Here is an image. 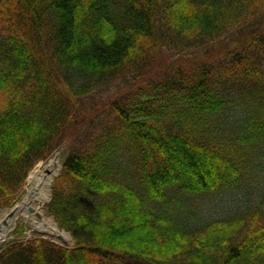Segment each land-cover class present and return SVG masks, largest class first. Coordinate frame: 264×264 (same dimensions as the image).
I'll return each mask as SVG.
<instances>
[{
	"label": "trees",
	"instance_id": "obj_1",
	"mask_svg": "<svg viewBox=\"0 0 264 264\" xmlns=\"http://www.w3.org/2000/svg\"><path fill=\"white\" fill-rule=\"evenodd\" d=\"M63 145L0 264H264V0H0V211Z\"/></svg>",
	"mask_w": 264,
	"mask_h": 264
},
{
	"label": "bare ground",
	"instance_id": "obj_2",
	"mask_svg": "<svg viewBox=\"0 0 264 264\" xmlns=\"http://www.w3.org/2000/svg\"><path fill=\"white\" fill-rule=\"evenodd\" d=\"M60 165L57 155L44 165L38 164L30 172L24 199L14 207L13 215L6 220V224L2 222L4 216L0 218V242L3 238L10 236L11 225L21 218L38 230H45L47 235L55 237L61 234L52 217H43V211L51 196L52 183ZM61 235L67 239L65 233Z\"/></svg>",
	"mask_w": 264,
	"mask_h": 264
},
{
	"label": "rangeland",
	"instance_id": "obj_3",
	"mask_svg": "<svg viewBox=\"0 0 264 264\" xmlns=\"http://www.w3.org/2000/svg\"><path fill=\"white\" fill-rule=\"evenodd\" d=\"M57 152H58V151H57ZM57 152H55V153H54L53 155H51L49 158L37 162V163L35 164V166H37L38 164H42V165L46 164L50 159H52V158L55 157V154H56ZM67 153H68V150L65 149V150H63V151L61 152L60 155H58V156H59V162H60L61 164H62L63 161L65 160V158H66V156H67ZM35 166H34V167H35ZM34 167H33V168H34ZM61 168H62V167H61ZM32 170H33V169H32ZM32 170H31V171H32ZM60 170H61V169H60ZM31 171H30V172H31ZM30 172L28 173V175H27V177H26L25 184H24L23 187L21 188V190H20V192H19V194H18L19 197H18V199H17V201L15 202L14 205H17L18 203H21V201L24 199L25 188L28 186V177H29ZM51 189H52V188H51ZM10 211H11V208H5V209H2V210L0 211V218H2L5 214L9 213ZM43 217H44V218L52 217L53 220H54V222H55L54 217L51 216V215H48V214L46 213V210H45V209H44V211H43ZM21 224L24 225V227H23V230H24V231H23V234H22L21 236H18V235L16 234V232H14L13 235H12V238H11V239H16L17 242H24V241H26V240H28V239H31L32 237L36 236V235H34L33 232H32V228L34 227L33 225H30V223H26V222L24 221L23 218H21V219L18 220V225H21ZM55 224H57V223L55 222ZM11 226L13 227V225H11ZM12 227H11V228H12ZM57 228H58V226H57ZM58 230L61 232V234H62V233H65V231L62 232L63 230H61L60 228H58ZM63 235H64V234H63ZM65 235H66L67 239L65 238L66 243H64V245L67 246V247H71L73 241H72L70 235H68L67 233H66ZM47 238H48V237H47ZM11 239H10V240H11ZM48 239H49V238H48ZM50 239H51V238H50ZM8 240H9V239H8ZM7 242H8V241H7ZM7 242H6V243H7ZM4 244H5V243H4ZM4 244L2 243V244L0 245V250L3 248L2 246H3Z\"/></svg>",
	"mask_w": 264,
	"mask_h": 264
},
{
	"label": "water",
	"instance_id": "obj_4",
	"mask_svg": "<svg viewBox=\"0 0 264 264\" xmlns=\"http://www.w3.org/2000/svg\"><path fill=\"white\" fill-rule=\"evenodd\" d=\"M65 148V146L63 145L61 148H60V150L58 151V153H56V155H55V157L58 155V154H60L61 153V151L63 150ZM61 166H62V164L60 165V168H61ZM59 174V172L56 174V175H58ZM51 199V196H50V198H49V200ZM15 207V206H14ZM14 207L11 209V211L9 212V213H7V214H5V216L3 217V219H2V222L4 223V224H6V220L8 219V218H10L12 215H13V212H14ZM18 220H16L15 221V223H14V225H13V227H12V229H11V231H10V233H9V235L10 236H7L6 238H3L2 240H1V242H0V245L2 244V243H4V242H6L9 238H11L12 237V233L16 230V228H17V226H18ZM32 232L34 233V234H36V235H39V236H41L42 238H51V240L52 241H54L55 243H58V244H60V245H64V243H66V240H65V238L63 237V235H61V234H57L55 237H53V236H51V235H47L46 233H45V230H38L37 228H32ZM64 232V231H63ZM67 232H65V234H66ZM68 235H69V233H67Z\"/></svg>",
	"mask_w": 264,
	"mask_h": 264
}]
</instances>
